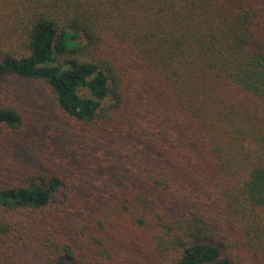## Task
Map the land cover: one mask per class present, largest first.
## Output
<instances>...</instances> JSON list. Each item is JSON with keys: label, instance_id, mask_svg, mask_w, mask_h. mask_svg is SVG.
Returning <instances> with one entry per match:
<instances>
[{"label": "trees", "instance_id": "16d2710c", "mask_svg": "<svg viewBox=\"0 0 264 264\" xmlns=\"http://www.w3.org/2000/svg\"><path fill=\"white\" fill-rule=\"evenodd\" d=\"M0 78L73 147L0 173V264H264V0H0Z\"/></svg>", "mask_w": 264, "mask_h": 264}, {"label": "rangeland", "instance_id": "374dc122", "mask_svg": "<svg viewBox=\"0 0 264 264\" xmlns=\"http://www.w3.org/2000/svg\"><path fill=\"white\" fill-rule=\"evenodd\" d=\"M22 82L24 81L0 78L1 102L18 101V108L24 110L26 115L27 126L26 133L20 138L14 137L3 141L4 138L9 137V135H3L0 139V173L6 170L9 173L5 178H11L14 172L24 170L27 173L50 172L48 169L59 162L68 164L67 161L73 149L70 146L72 145L70 136L64 133L69 123L62 114L58 113L47 92ZM73 130L74 127L72 132ZM81 141L83 142L82 134ZM22 149L24 153L20 155ZM15 167L18 168L14 169ZM59 168L67 170L69 174L80 171L72 164ZM32 256L27 255V260L23 262L13 259L11 264H32L39 259L38 257L32 259Z\"/></svg>", "mask_w": 264, "mask_h": 264}]
</instances>
